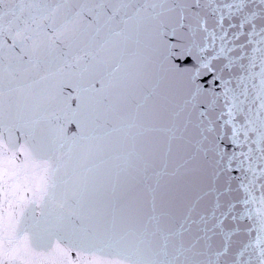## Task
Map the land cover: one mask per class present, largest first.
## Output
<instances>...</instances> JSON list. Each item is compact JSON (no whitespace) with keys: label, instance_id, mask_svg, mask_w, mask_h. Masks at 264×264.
<instances>
[{"label":"snow or ice","instance_id":"6c2138e0","mask_svg":"<svg viewBox=\"0 0 264 264\" xmlns=\"http://www.w3.org/2000/svg\"><path fill=\"white\" fill-rule=\"evenodd\" d=\"M0 264H264V0H0Z\"/></svg>","mask_w":264,"mask_h":264}]
</instances>
